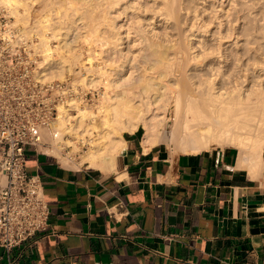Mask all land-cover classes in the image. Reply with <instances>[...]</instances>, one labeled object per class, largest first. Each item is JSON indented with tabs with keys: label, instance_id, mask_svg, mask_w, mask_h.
Wrapping results in <instances>:
<instances>
[{
	"label": "crops",
	"instance_id": "obj_1",
	"mask_svg": "<svg viewBox=\"0 0 264 264\" xmlns=\"http://www.w3.org/2000/svg\"><path fill=\"white\" fill-rule=\"evenodd\" d=\"M142 136L122 133L109 173L25 148L48 222L0 264H264V161L252 175L237 147L174 153Z\"/></svg>",
	"mask_w": 264,
	"mask_h": 264
},
{
	"label": "bare ground",
	"instance_id": "obj_2",
	"mask_svg": "<svg viewBox=\"0 0 264 264\" xmlns=\"http://www.w3.org/2000/svg\"><path fill=\"white\" fill-rule=\"evenodd\" d=\"M142 1L144 0H13L16 15L19 8H23L24 13L38 12L36 15L41 18L40 20L37 18L39 25L36 29L33 24L32 28L43 33L49 32L51 34L49 39L57 42L52 48L48 46L50 40L44 37L40 39L48 53V73L52 78H62L64 71L71 72L74 60L79 61V65L82 64L84 69L81 51L79 54L73 51L76 49L74 48L76 40L82 29L86 31L85 34L87 30L88 34L103 33L107 43L109 42L110 48L105 53L103 61L105 64L97 67L95 71L90 67L86 68L85 72L92 70L94 75L88 73V76L80 80L86 86L94 88L99 85L104 74L109 73L107 83L112 88V95L106 97L105 93H102V96L100 94L99 104H95L97 106L93 111L91 108L88 110L87 105L79 107L77 102L71 101L70 105L76 109L77 114L69 116L67 109H60L53 124L54 129L60 132V137L72 130L80 133L81 138L87 136L88 141L93 143L91 148L85 151L80 162L105 173L114 171V159L123 143L122 133L132 132L141 126L143 144L149 147L168 139L184 152H199L210 149L211 146L229 143L239 149L240 165L248 163L250 173L253 175L264 161L260 156L264 150V74L262 79L254 83L252 70L255 69V62L249 56L251 49L245 51L244 56L248 57L243 59L241 58L243 55L239 56L243 62L237 57V59L232 57L234 62L231 64V57L220 54L219 48L222 46L219 47V43L217 47L219 51L216 48L217 54L213 55H223L224 63L230 61V66L228 63L227 67H221L220 57H217L219 61L216 67L211 63L210 65L206 63L205 66L198 60L201 57L203 60L204 56L205 59L206 56L212 58L214 49L212 48L209 53L210 48H204L200 40L197 41V45L192 44L189 37L193 36L192 33L185 37L182 44L168 35L169 33L166 35L156 32L153 25L151 26L152 22L146 25L140 22L139 12L143 14L148 12L151 13V21L158 19L157 22H162L161 25H168L174 20L178 23L175 26L179 25L180 11H188L181 6L184 5L183 2L188 1L157 0L159 3L151 7L142 5ZM155 1L153 0V4ZM36 7H40V10L35 9ZM131 13L135 17L129 22L127 16ZM120 16L122 18L118 20ZM198 16L199 14L194 15L193 18L199 19ZM19 19L17 18V21L20 22ZM201 22V20L198 22V26L196 24L195 30L202 31L204 25L206 26ZM220 24L217 30L220 29ZM192 27L193 22L188 31H191ZM132 33L133 41H136L134 44L140 46L138 47L140 62H136L133 55H128L120 48L123 41ZM185 33L182 31L181 34L185 36ZM229 33L228 30L226 36L219 33L218 38L221 36L219 39L222 40L231 37ZM245 35L247 38L250 36L248 33ZM245 45L251 46L247 39ZM197 49H201L199 53ZM206 49L207 52L204 51ZM53 53H56L57 57ZM184 53L186 58L182 56ZM86 58L87 62L92 58L90 51ZM190 60L199 62V66L192 62L193 65L189 64ZM109 63L112 67L108 66L110 69L107 72L104 67ZM176 73L178 75L180 73L181 77L174 78ZM160 102H163L161 109ZM168 108H171L170 116L165 115ZM70 117L74 119L72 120L74 123L68 127ZM165 122H170L168 135L165 133ZM93 132L97 133V137L93 136ZM44 135L47 136V133Z\"/></svg>",
	"mask_w": 264,
	"mask_h": 264
},
{
	"label": "built area",
	"instance_id": "obj_3",
	"mask_svg": "<svg viewBox=\"0 0 264 264\" xmlns=\"http://www.w3.org/2000/svg\"><path fill=\"white\" fill-rule=\"evenodd\" d=\"M1 1L0 248L9 254L43 231L49 216L41 182L25 168V148L42 154L56 151L68 162H77L87 144L80 139L78 149L72 151L65 142L70 135L60 137L53 124L60 109L72 112L71 101H86L95 93L77 84L71 74L50 77L48 53L40 40H48L50 33L19 26L12 0Z\"/></svg>",
	"mask_w": 264,
	"mask_h": 264
},
{
	"label": "rangeland",
	"instance_id": "obj_4",
	"mask_svg": "<svg viewBox=\"0 0 264 264\" xmlns=\"http://www.w3.org/2000/svg\"><path fill=\"white\" fill-rule=\"evenodd\" d=\"M159 1L156 0L153 4V0H144V1H142V5H146V6L151 7V6L157 5L159 3ZM181 1H185V0H181ZM186 1H188V3ZM186 1H185L186 3L183 2L184 5L182 4L183 6H181V7L183 9L187 8L188 11H184V10L180 11V17L178 18L179 25L175 26V24H178V23H176L174 20L172 23H170L168 25H165V24L161 25L162 22H157L158 19L157 20L153 19L151 21V19H150L151 13H148V12L146 14L139 12V14H140L139 17L141 18L140 22H141V24H144V25H146L149 22H152L151 26L153 25L154 30L156 32H159L160 34L164 33L166 35H167V33H169L168 35H170L173 38H175L176 40L180 41L182 44H184L183 40L185 39V37L192 33L193 36H189V37H191L190 39H192L191 43L192 44L194 43V45H197V41L200 40L201 43L203 44L204 48H208V49L210 48L209 49L210 51L208 50L209 53L214 49L213 52L215 51L216 53L212 52L211 55L217 54L216 48L218 47V44L220 43L219 47L222 46L221 47L222 49L219 48L220 54L222 53L225 57H226V55H228V57H231V64H232V62H234V60H233L234 58H232V57H235V58L237 57V58H239L240 62L241 61L243 62V59L245 57H248V56H244L246 49H251L250 50L251 55H249V54L248 55L251 57L250 59L252 60V58H253V61L255 62V67H254L255 69L252 70V72H253L252 76H254L253 77L254 83H256L257 81L262 79L263 74H264V0H186ZM11 2L13 5H15L13 0ZM27 6L28 5H26V7ZM28 9H29V6H28ZM35 9H37L39 11L40 7H38V8L36 7ZM37 10H36V12H37ZM184 12H187V14H185ZM37 13L31 12V14H30V13H27V11L24 13L23 8H19V12L17 13L18 14L17 16H19V17H17V18L19 19L21 17L22 19H19L20 22L17 21L18 25L21 27H31L32 28V26L34 24L35 26H33V27H36V26L38 27V25H39L38 21L41 18H40V16L38 17L36 15ZM197 14H199V16H198L199 19L193 18L194 15H197ZM134 17H135V15L132 13L128 14V16H127L128 21L129 22L133 21ZM120 18H122V16H120L118 20H120ZM146 19H148V20H146ZM118 20H117V22L119 23ZM200 20L203 22V24L204 23L206 24V26L204 25V27L202 28V31L200 29L195 30V28H196L195 26H196V24L198 26V22ZM35 21H37L38 24H36ZM155 22H157V24H154ZM192 22H193L194 27L191 28L192 30L190 29L191 31H188ZM23 23L26 24L27 26L26 25L24 26ZM219 24L221 25V27L219 26L220 29L218 28V30H217V27ZM155 25H159V26L157 27ZM199 25H200V23H199ZM37 27H36V29H37ZM193 29L195 30V32ZM82 30L80 31L78 38L76 40L77 41L76 46L74 47L76 49L73 51H74V53H76V51H77V54H79V52L81 51L80 53H82L81 58H82V61L84 64V69H83L82 64H81V66L79 65L80 64L79 61L74 60L73 64L71 63L72 64V66H71L72 69L70 70L71 72L64 71V75H63V77H65L69 74L73 75L75 81L79 85H80L79 82H81L80 79L82 77L88 76L91 73L93 74L97 67H102L105 64V63H103V61L105 60L104 56L106 55L105 53L107 51H109V48H110L108 45L109 42L107 43V38H105L106 37L105 34L102 33L101 35H99L96 32H94V33L91 32L88 34L89 30L86 29L87 30L86 34H88V35H86L85 34L86 31H82ZM227 30H228V32H230L229 34L231 35V37L229 36L228 38H224V39L220 40L219 38L221 36H219V38H218L219 33H222L223 35H225ZM231 30H234L236 33L234 31L232 32ZM182 31L186 32L185 36H183L181 34ZM217 31H220V32L218 33ZM99 33H100V31H99ZM245 33L250 34V36L247 38ZM234 34H235V37H234ZM237 34H238V36H237ZM49 35L51 36V34H49ZM132 35L134 38V34L133 33L130 34V36L123 41V44L120 46V48H123V52H127L128 55H130V54L133 55L135 57L136 62H140V59L138 57V52H139L138 47H140V46H136V44H134V43H136V41L135 42L133 41ZM122 36H123V34H122ZM236 37H238V39ZM49 38H51V37H49ZM49 38H48V40H50ZM233 38L234 39L236 38V39L234 40ZM246 39L250 42L251 46L245 45ZM51 40L48 41V44H49V47L53 48V46L56 45L57 42L54 40H52V41ZM217 40L218 41L220 40V41L217 42ZM82 41H83V43H82ZM195 50L196 49H194L193 51L196 52ZM197 50H199V49H197ZM200 50L197 52L199 53ZM217 50H218V48H217ZM89 51L92 53V58L87 62L86 57H87V53H89ZM204 51L207 52V49ZM220 54H218V56L213 55V56H211L212 58H210V56L209 57L206 56L208 59L207 58L205 59V56H204V59H203L204 61L202 60L203 57L200 58V60H202V61H200V60H198V61L202 62L203 65H205V66H206V63H208L209 65L211 63L212 65L214 64L213 65L214 67H216V65L219 61V59H217V57H220V59L222 58L221 61H219V64L221 67H223V68L227 67L228 63L230 66V61L226 62V64H225L224 63L225 60H223V59H225V57L223 55L219 56ZM235 54H236V56H234ZM53 55L55 57H57L56 53H53ZM242 55L244 56V57H241L243 59H241L239 57ZM182 56L184 58L187 57L185 53ZM209 59H210V61H209ZM211 61H213V62H211ZM191 62L192 61L190 60L189 64L193 65L192 63H195L196 61L195 62L193 61L192 63ZM199 62H197L198 64L195 63L194 65L199 66ZM222 63L225 65H223ZM208 64H207V66H208ZM105 66L106 67H104V68L107 70V72H109L108 69H110L112 67V65H110V63H109ZM108 66L109 67L111 66V67L109 68ZM88 67H90V69L92 68V70H94V71L91 70V72H90L88 70V72H85L86 68H88ZM252 72L250 74H252ZM177 75H178V73L175 74L174 78L177 79V77H179V78L181 77L180 73L178 76ZM108 77L110 78L109 73L108 74L105 73L104 77L101 79L99 85L97 87H94V88L86 86L85 84H83V82H81V86L83 88L92 89L95 94L93 97H90V95L87 96L86 101H82L80 99H74L73 101L77 102L76 104L79 107H83V106L87 105L86 106L87 109L89 108L88 110H90V108H91L93 111V109L99 104V101L101 98L100 94L102 96V93H105L106 97H109L112 95V88L107 83V80L109 79ZM89 98L91 99L90 101H88ZM95 104H97V105H95ZM160 104L161 105H159V103H158V105L161 106L159 109L162 108L163 102H160ZM70 106H69V110H72V112H68V115L69 116H75L77 114V111H76V109L73 108V106H71V107ZM67 111H68V109H67ZM158 111L160 112L161 110H158ZM170 111H171V108H168L165 111V115L170 116ZM72 120H74V119L72 117H70L69 118V121H70L69 124L70 125H68V127L69 126L71 127L73 125L74 121H72ZM164 127H165V133L168 135L170 132V122H165ZM70 133H72V134H70ZM93 134H94L93 135L94 137H97L96 132H93ZM64 135H71L69 138H67V140L65 139V142L67 144L72 145V151H76L78 149V147H79L78 142L80 141V139L82 142L84 141V139L86 140L83 142V143L87 144L85 147L86 149H84V151H88L89 148H91V145L93 143L92 141H91V143L88 141L87 136H84L83 138H81L80 133H78V132L75 133V131H73V130L67 134L65 133ZM78 138H79V141H78ZM47 139L49 141L50 137L48 136ZM166 143L170 147H172L171 149H172V151L174 150L173 151L174 153L184 152L183 150L176 148L174 146V144L169 142L168 139L166 140ZM223 144L224 145L216 146V147L211 146L210 148H213V147L214 148H224V147H229V145L232 146L229 143H223ZM189 152H192V151H189ZM51 154L58 155L56 151H52ZM84 155H85V152L81 153V156H80L79 160H77V162H75V161L68 162L67 160L63 159L62 160L63 164L66 166L73 167V168L77 167V166H81V165H87L86 163L81 164V162H80V161H82ZM260 156L264 159V150L261 152Z\"/></svg>",
	"mask_w": 264,
	"mask_h": 264
}]
</instances>
